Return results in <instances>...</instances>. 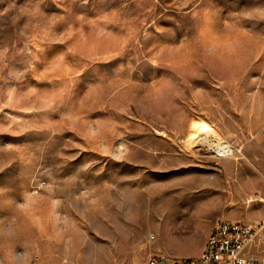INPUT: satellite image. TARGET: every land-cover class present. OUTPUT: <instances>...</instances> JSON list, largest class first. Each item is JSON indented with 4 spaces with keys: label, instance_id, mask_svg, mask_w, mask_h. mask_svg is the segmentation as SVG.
<instances>
[{
    "label": "rangeland",
    "instance_id": "rangeland-1",
    "mask_svg": "<svg viewBox=\"0 0 264 264\" xmlns=\"http://www.w3.org/2000/svg\"><path fill=\"white\" fill-rule=\"evenodd\" d=\"M216 218H264V0H0V249L34 234L0 264L195 257Z\"/></svg>",
    "mask_w": 264,
    "mask_h": 264
},
{
    "label": "built area",
    "instance_id": "built-area-1",
    "mask_svg": "<svg viewBox=\"0 0 264 264\" xmlns=\"http://www.w3.org/2000/svg\"><path fill=\"white\" fill-rule=\"evenodd\" d=\"M214 150L221 155L233 152L228 144L214 146ZM263 245L264 218L253 223L216 218L197 256L158 254L152 256L147 264H264Z\"/></svg>",
    "mask_w": 264,
    "mask_h": 264
},
{
    "label": "bare ground",
    "instance_id": "bare-ground-1",
    "mask_svg": "<svg viewBox=\"0 0 264 264\" xmlns=\"http://www.w3.org/2000/svg\"><path fill=\"white\" fill-rule=\"evenodd\" d=\"M194 128H196V134H199L201 136L205 134H210L211 136H213V133L210 132L211 129L204 123L196 122L194 124ZM165 200L166 199L161 200L160 202L157 201L156 202L157 204L161 203L158 204L157 207L161 206L162 204H165L166 203ZM33 236L34 234L30 230H19V229L14 230L11 233V239H9V241L4 245L3 249H0V253H3L4 256L11 258L14 256L13 255L14 249L19 246L23 249V257L25 256L31 257L32 253L29 252L27 243L29 238ZM16 258L19 259V256L17 255Z\"/></svg>",
    "mask_w": 264,
    "mask_h": 264
},
{
    "label": "crops",
    "instance_id": "crops-1",
    "mask_svg": "<svg viewBox=\"0 0 264 264\" xmlns=\"http://www.w3.org/2000/svg\"><path fill=\"white\" fill-rule=\"evenodd\" d=\"M175 204V202H173V203H171V205H174ZM189 223H191V222H189V219H187V221H184V222H182L180 225L181 226H188L189 225ZM209 228H210V223L208 224V227H207V230H206V232H205V236H204V238H203V241H202V243H201V245H200V248H199V252L201 251V249H202V247H203V244H204V241H205V238H206V236H207V233H208V231H209Z\"/></svg>",
    "mask_w": 264,
    "mask_h": 264
}]
</instances>
